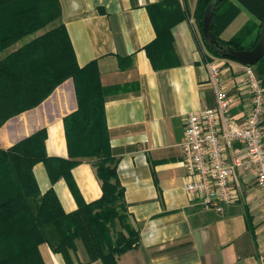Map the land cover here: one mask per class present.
Instances as JSON below:
<instances>
[{
  "label": "crops",
  "instance_id": "crops-1",
  "mask_svg": "<svg viewBox=\"0 0 264 264\" xmlns=\"http://www.w3.org/2000/svg\"><path fill=\"white\" fill-rule=\"evenodd\" d=\"M57 1L60 15L54 23L62 24L75 62L92 80L109 146L117 158L129 222L138 232L137 245L118 256L117 263L264 264V191L252 168L237 167V197L223 211L203 208L184 189L185 117L215 104L208 83L210 62L220 67L230 113L238 123L250 105L244 65L215 57L204 47L197 0ZM230 2L237 14L219 27L224 40L246 23H259L237 0ZM164 29L166 35L152 44ZM32 38L26 36L24 41ZM251 40L249 35L246 43ZM6 53L0 51V58ZM261 70L254 68L264 78ZM261 86L264 90V80ZM76 109L73 81L67 78L37 106L5 121L0 146L10 147L45 129L46 155L67 159L64 117ZM262 127L264 142V118ZM234 147L237 153L231 155H240V144ZM61 168V163L40 161L32 170L40 193L52 188L63 210L70 212L77 202L59 174ZM71 175L83 201L100 197V181L90 160L73 166ZM76 246L74 263L102 264L88 261L80 241ZM38 250L45 264H65L46 243Z\"/></svg>",
  "mask_w": 264,
  "mask_h": 264
},
{
  "label": "trees",
  "instance_id": "trees-1",
  "mask_svg": "<svg viewBox=\"0 0 264 264\" xmlns=\"http://www.w3.org/2000/svg\"><path fill=\"white\" fill-rule=\"evenodd\" d=\"M209 1L197 0L201 41L215 57L228 58L203 40L202 16ZM237 1L259 23H246L230 39H222L219 27L228 23L237 9L230 0H218L211 33L221 45L250 49L264 32V0ZM59 15L57 0H0V51H7L0 58V127L8 118L37 106L67 78L73 81L77 100V109L64 117L67 159L46 155L45 129L10 147L0 146V264H45L38 250L41 243L61 254L65 264H84L74 263L77 241L88 261L118 264L117 257L138 242V232L129 222L116 173L117 158L109 146L98 95L92 80L75 62L62 24L54 23ZM166 33V29L159 30L152 44ZM28 35L33 38L24 41ZM249 35L252 40L246 43ZM146 51L153 60L150 45ZM252 67L258 73L264 69V55ZM257 77L260 83L264 80ZM82 160L92 162L100 181L102 193L91 202L82 200L71 175V168ZM40 161L61 163L59 174L76 199L75 210L65 212L52 188L40 193L32 170Z\"/></svg>",
  "mask_w": 264,
  "mask_h": 264
},
{
  "label": "built area",
  "instance_id": "built-area-1",
  "mask_svg": "<svg viewBox=\"0 0 264 264\" xmlns=\"http://www.w3.org/2000/svg\"><path fill=\"white\" fill-rule=\"evenodd\" d=\"M244 69L250 105L241 123L230 113V97L216 62L208 64L214 106L190 112L185 117L181 143L184 189L205 209L223 211L236 200L235 187L239 185L236 169L240 165L254 170L256 183L264 191V90L253 67L244 65ZM236 143L242 147L240 155H233L237 153Z\"/></svg>",
  "mask_w": 264,
  "mask_h": 264
},
{
  "label": "water",
  "instance_id": "water-1",
  "mask_svg": "<svg viewBox=\"0 0 264 264\" xmlns=\"http://www.w3.org/2000/svg\"><path fill=\"white\" fill-rule=\"evenodd\" d=\"M218 0L208 2L203 10L202 16V37L204 42L214 51L243 65H254L264 55V32L259 33V37L255 45L250 49H237L230 46H224L218 43L217 39L212 35V13Z\"/></svg>",
  "mask_w": 264,
  "mask_h": 264
},
{
  "label": "rangeland",
  "instance_id": "rangeland-1",
  "mask_svg": "<svg viewBox=\"0 0 264 264\" xmlns=\"http://www.w3.org/2000/svg\"><path fill=\"white\" fill-rule=\"evenodd\" d=\"M29 36V35H28ZM31 40V39H30ZM254 69V68H253ZM129 251V250H128ZM124 254V253H123Z\"/></svg>",
  "mask_w": 264,
  "mask_h": 264
}]
</instances>
